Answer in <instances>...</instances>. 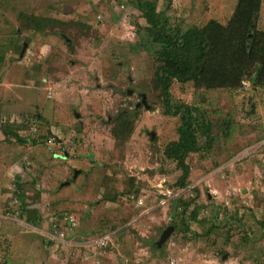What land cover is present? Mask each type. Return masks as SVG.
<instances>
[{
	"label": "rangeland",
	"instance_id": "1",
	"mask_svg": "<svg viewBox=\"0 0 264 264\" xmlns=\"http://www.w3.org/2000/svg\"><path fill=\"white\" fill-rule=\"evenodd\" d=\"M135 1L0 0V264H264V88L173 83V103L204 112L217 136L210 153L189 156V184L178 189L181 171L164 151L180 118L165 115L153 88L157 46ZM237 3L158 9L186 30L226 25ZM257 29L264 33V0ZM142 95L149 108L137 109L133 134L117 143L114 118ZM168 191L181 202L162 207ZM22 194L38 226L23 217ZM69 213L78 230L64 244L51 240V224ZM172 224L177 231L155 249ZM105 234L110 246L95 248Z\"/></svg>",
	"mask_w": 264,
	"mask_h": 264
},
{
	"label": "trees",
	"instance_id": "2",
	"mask_svg": "<svg viewBox=\"0 0 264 264\" xmlns=\"http://www.w3.org/2000/svg\"><path fill=\"white\" fill-rule=\"evenodd\" d=\"M160 1L171 2L136 0L132 3L148 23L145 31L157 46L154 53L153 88L162 96L165 115L180 118L178 139L165 148L164 155L166 159L176 163L181 171L176 187L185 189L191 175L187 162L189 156L210 153L216 144L217 136L214 133L215 124L204 112L188 104L173 103L171 87L174 82H178L192 83L196 91H240L244 83L250 84L253 89L264 88V33L257 29L262 0H238L226 25L211 20L203 27L186 30L173 26L167 12L159 11ZM34 22L37 26L40 24L36 18ZM137 109L135 107L132 111H121L114 118L112 135L117 143H126L133 134L136 119L139 117ZM10 135L21 143L27 142L21 140L16 133ZM23 188L20 185L22 192ZM23 196L24 194L21 195L23 217L25 216L29 224L38 226L42 218L36 217L35 214V218L30 217L31 212L27 210ZM177 200L179 199L174 202ZM65 215L74 216L70 213ZM65 215L55 221L61 223ZM260 224L264 227L263 223ZM172 225L174 232L177 231L178 226ZM78 228L79 224L73 231ZM63 229L66 235L67 232H72L67 226H63ZM73 235H67V238ZM157 242L154 243V248L161 250L167 241L159 247L155 246Z\"/></svg>",
	"mask_w": 264,
	"mask_h": 264
},
{
	"label": "built area",
	"instance_id": "3",
	"mask_svg": "<svg viewBox=\"0 0 264 264\" xmlns=\"http://www.w3.org/2000/svg\"><path fill=\"white\" fill-rule=\"evenodd\" d=\"M248 85V83H244V86ZM163 199L160 201V206H168L171 202V200H176L178 199V195H173L172 192H166L162 193ZM166 197V198H165ZM130 200H132L137 207L142 208L145 206V200L142 197H136L135 195H130L129 196ZM16 217H18L19 212H14ZM13 214L7 213L6 217L11 218L13 217ZM63 226H67L69 230L73 231L78 227V222L76 218L73 215H65L63 218V221L61 223H57L54 221L51 224L50 228V233H49V238L51 240L56 241L57 243L64 244L67 239V235L63 229ZM113 234H105L102 237L97 238L92 242V245L100 250H106L110 244L113 241Z\"/></svg>",
	"mask_w": 264,
	"mask_h": 264
},
{
	"label": "water",
	"instance_id": "4",
	"mask_svg": "<svg viewBox=\"0 0 264 264\" xmlns=\"http://www.w3.org/2000/svg\"><path fill=\"white\" fill-rule=\"evenodd\" d=\"M25 49H26V45H25V47H24V49H23L22 56L24 55V51H25ZM142 105H143L144 107H146V108H149V107H148L147 100H146V97H145L144 95H142V102L139 103V104H137L136 108H140ZM149 110H151V108H150ZM79 117H80L79 114L76 113V118H79ZM151 136H152V139H154L155 134L153 133ZM78 174H79V172H76L75 177L78 176ZM68 184H69V183H66V184H64V186H66V185H68ZM173 232H174V228H173V227H169V228L163 233V235L161 236L160 240L156 243L155 246H156V247H159V246L165 244V242H166V241L168 240V238L173 234Z\"/></svg>",
	"mask_w": 264,
	"mask_h": 264
}]
</instances>
